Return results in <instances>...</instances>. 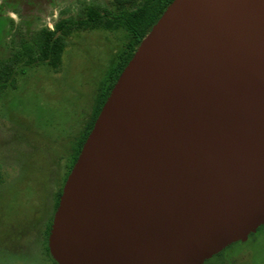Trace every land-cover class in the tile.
<instances>
[{
	"label": "water",
	"instance_id": "obj_1",
	"mask_svg": "<svg viewBox=\"0 0 264 264\" xmlns=\"http://www.w3.org/2000/svg\"><path fill=\"white\" fill-rule=\"evenodd\" d=\"M264 225V0H173L68 175L58 264H205Z\"/></svg>",
	"mask_w": 264,
	"mask_h": 264
},
{
	"label": "rangeland",
	"instance_id": "obj_2",
	"mask_svg": "<svg viewBox=\"0 0 264 264\" xmlns=\"http://www.w3.org/2000/svg\"><path fill=\"white\" fill-rule=\"evenodd\" d=\"M109 1L0 0V65L22 50L25 36L65 37L58 62L23 67L32 56L25 52L0 88V264H55L44 247L45 225H52L57 193L103 80L129 40L122 30L79 24ZM10 69L0 66V83ZM225 254L237 264H264V228Z\"/></svg>",
	"mask_w": 264,
	"mask_h": 264
},
{
	"label": "trees",
	"instance_id": "obj_3",
	"mask_svg": "<svg viewBox=\"0 0 264 264\" xmlns=\"http://www.w3.org/2000/svg\"><path fill=\"white\" fill-rule=\"evenodd\" d=\"M173 0H112L109 1V8L103 11L98 10L96 7L91 8L87 13V18L85 20L79 21L80 25L90 24L94 27H104L109 30H122L128 36L129 40L124 44L122 50L118 53L114 65L110 68L107 75L103 80V84L98 95L96 105L93 109L91 117L85 124L83 131L76 141L75 151L68 165V173L74 166L83 144L85 143L90 131L92 130L95 120L98 117L105 101L107 100L110 92L122 73L123 69L126 67L130 59L132 58L134 52L140 45L143 38L149 33L152 26L158 21L166 8L171 4ZM69 25L63 24L61 29L64 33H68ZM22 50L15 51L10 57H8L5 62L0 66L4 68H12L6 74L5 81L0 83V88L4 87L6 83L10 82L12 75L15 72L13 69L14 65L18 63L26 54L31 53L32 56L29 57V62L24 65L26 67L33 63L46 62L54 64L58 62L65 46V37L57 35L55 32H45L39 37H28L22 38ZM17 69V68H16ZM24 69V68H22ZM23 71V70H22ZM63 188L57 193L56 207L59 205L60 196L62 194ZM264 225H262L257 232L262 230ZM51 230V220L47 222L44 229V247L51 258V260L58 264L50 255L48 247V236ZM256 232V233H257ZM256 233L251 234L249 239L245 242H236L227 248H225L219 254L213 256L211 259L207 260L205 264H214V260H217L215 264H237L235 259H231L227 256L225 252L235 245L246 244L252 236Z\"/></svg>",
	"mask_w": 264,
	"mask_h": 264
}]
</instances>
